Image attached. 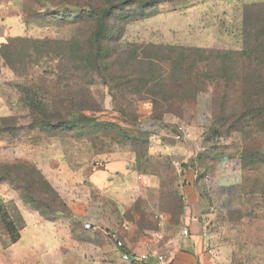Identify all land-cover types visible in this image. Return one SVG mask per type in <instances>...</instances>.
<instances>
[{
  "label": "rangeland",
  "instance_id": "rangeland-1",
  "mask_svg": "<svg viewBox=\"0 0 264 264\" xmlns=\"http://www.w3.org/2000/svg\"><path fill=\"white\" fill-rule=\"evenodd\" d=\"M138 1L0 0V141L51 146L81 180L65 202L36 166L6 162L2 145L0 178L46 215L74 219L91 197L86 175L121 159L141 192L119 239L103 229L115 245L158 244L184 212L197 161L229 162L244 203L219 232L224 252L264 264V0Z\"/></svg>",
  "mask_w": 264,
  "mask_h": 264
},
{
  "label": "crops",
  "instance_id": "crops-1",
  "mask_svg": "<svg viewBox=\"0 0 264 264\" xmlns=\"http://www.w3.org/2000/svg\"><path fill=\"white\" fill-rule=\"evenodd\" d=\"M14 30L9 34L20 33ZM12 106L3 114H13ZM1 145L6 162L36 166L56 195L65 202L76 198V189L70 186L81 176L68 170L51 146L14 140L0 141ZM218 163L211 157L197 161L184 187V212L176 228L164 230L162 242L126 239L124 248L115 245L112 237H121L116 227L122 211L130 208V201L141 191L133 185L135 175L123 160L110 159L86 175V186L93 193L86 198L85 215L74 214V219L58 208L49 210L53 215H46L29 200L25 187L4 176L0 178V264H230V253L224 252L219 232L227 214L244 203L242 177L231 163ZM108 198L111 203H106ZM85 222L95 228L84 227ZM98 225L101 228L97 229ZM104 226L115 234L104 231ZM152 248H159L160 253H151ZM124 251L148 256L142 261H127L122 257Z\"/></svg>",
  "mask_w": 264,
  "mask_h": 264
},
{
  "label": "built area",
  "instance_id": "built-area-1",
  "mask_svg": "<svg viewBox=\"0 0 264 264\" xmlns=\"http://www.w3.org/2000/svg\"><path fill=\"white\" fill-rule=\"evenodd\" d=\"M180 130H181V127H180ZM195 220H198V218H195ZM86 227L87 228H95L93 225H91L89 223L86 224ZM188 232H189L188 229L183 230L184 234H188ZM116 244L118 247L124 248V243L121 240H117ZM147 256H148V254L132 255L128 251H124L122 254L123 259L127 260V261H142V260L146 259Z\"/></svg>",
  "mask_w": 264,
  "mask_h": 264
},
{
  "label": "trees",
  "instance_id": "trees-1",
  "mask_svg": "<svg viewBox=\"0 0 264 264\" xmlns=\"http://www.w3.org/2000/svg\"><path fill=\"white\" fill-rule=\"evenodd\" d=\"M137 2L139 3V1L137 0ZM136 2V3H137ZM142 3L143 2H145V1H141ZM98 16H99V13H96ZM143 15H145V13H133V15L132 16H143ZM131 15H129V16H127V17H130ZM98 33H99V31H97ZM26 188V187H25ZM27 189V188H26ZM28 190V189H27ZM29 192V191H28ZM31 196H33V195H31V194H29L28 195V198H29V200H31L36 206H38V204H40V203H38L37 202V199L36 198H32L31 199ZM38 207H40V206H38ZM40 208H42V207H40Z\"/></svg>",
  "mask_w": 264,
  "mask_h": 264
}]
</instances>
